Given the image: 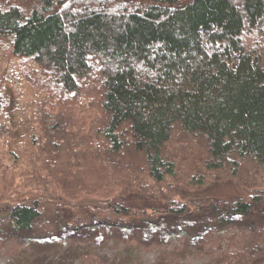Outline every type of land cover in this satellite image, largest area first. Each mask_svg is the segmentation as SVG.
Wrapping results in <instances>:
<instances>
[{
    "label": "trees",
    "instance_id": "16d2710c",
    "mask_svg": "<svg viewBox=\"0 0 264 264\" xmlns=\"http://www.w3.org/2000/svg\"><path fill=\"white\" fill-rule=\"evenodd\" d=\"M0 46L42 77L31 145L0 155V249L58 239L7 264H137L154 230L204 238L154 264H264V0H0ZM16 109L0 91L2 131Z\"/></svg>",
    "mask_w": 264,
    "mask_h": 264
},
{
    "label": "rangeland",
    "instance_id": "374dc122",
    "mask_svg": "<svg viewBox=\"0 0 264 264\" xmlns=\"http://www.w3.org/2000/svg\"><path fill=\"white\" fill-rule=\"evenodd\" d=\"M31 70H37L35 65L30 62H23L14 57L9 48L0 46V91L4 93L12 103H17V108L15 111L18 113H8L6 112L4 120L5 126L4 130L0 129V155L3 157V152H10V150H17L22 146L26 147L32 143L31 135L32 130L29 128L30 125L36 127V117L33 116V111L29 110L28 105H33L36 100L40 97L41 90H39L41 83V74L38 73L36 79ZM38 72V71H37ZM47 96V95H46ZM12 110V109H10ZM36 126H35V125ZM16 137V138H14ZM31 158V157H30ZM221 186V185H220ZM264 189V183L261 184ZM221 191L218 193L225 196H233L240 194L241 191L234 184L230 183L223 185ZM91 232V237H86L87 243L96 252L101 255L108 256L111 260H115L120 257L124 248L126 247L124 243L116 242L112 239L111 230L118 228L116 225H111L106 222L99 220L93 221L91 224L84 225ZM82 228H76L74 232H79ZM154 230V229H153ZM242 232L250 234V228H243L239 230H233L231 233H222V237L226 239L228 243L229 237L234 234L238 238L242 239L244 243V236ZM260 232H264V229H260ZM148 244H135V255L138 256L139 260L137 264H154L158 254L164 250L174 249L179 246L187 245L194 249L198 242H204L203 236L194 237L184 230H177L169 233H164L162 231H155L146 236ZM233 239V238H232ZM58 239H21L15 244H11L5 248L0 249V264H7L16 253L17 247H25L31 242H56ZM226 246L224 247V251ZM210 261V257L205 254H200L197 256L190 257L185 264H207Z\"/></svg>",
    "mask_w": 264,
    "mask_h": 264
}]
</instances>
